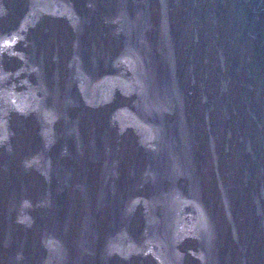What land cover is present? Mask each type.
Here are the masks:
<instances>
[{
  "label": "water",
  "instance_id": "water-1",
  "mask_svg": "<svg viewBox=\"0 0 264 264\" xmlns=\"http://www.w3.org/2000/svg\"><path fill=\"white\" fill-rule=\"evenodd\" d=\"M201 264H264V0H151Z\"/></svg>",
  "mask_w": 264,
  "mask_h": 264
}]
</instances>
